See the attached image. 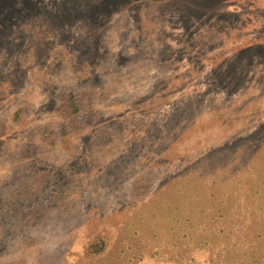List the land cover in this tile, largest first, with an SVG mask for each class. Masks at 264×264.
I'll use <instances>...</instances> for the list:
<instances>
[{"label":"rangeland","instance_id":"obj_1","mask_svg":"<svg viewBox=\"0 0 264 264\" xmlns=\"http://www.w3.org/2000/svg\"><path fill=\"white\" fill-rule=\"evenodd\" d=\"M0 264H264V0H0Z\"/></svg>","mask_w":264,"mask_h":264}]
</instances>
